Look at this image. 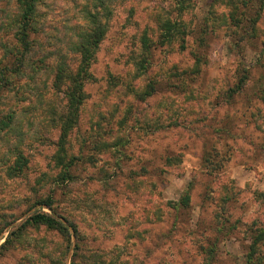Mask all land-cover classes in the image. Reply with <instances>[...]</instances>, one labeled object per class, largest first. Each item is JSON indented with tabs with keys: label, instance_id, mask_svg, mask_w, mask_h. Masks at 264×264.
<instances>
[{
	"label": "rangeland",
	"instance_id": "rangeland-1",
	"mask_svg": "<svg viewBox=\"0 0 264 264\" xmlns=\"http://www.w3.org/2000/svg\"><path fill=\"white\" fill-rule=\"evenodd\" d=\"M182 1L41 0L36 51L15 71L2 67L18 6L0 0V117L11 116L0 129V264H264V241L251 247L264 228V9L245 0L228 21L225 0ZM89 18L107 29L63 141ZM163 18L187 33L158 42ZM38 212L69 232L25 223Z\"/></svg>",
	"mask_w": 264,
	"mask_h": 264
},
{
	"label": "trees",
	"instance_id": "trees-1",
	"mask_svg": "<svg viewBox=\"0 0 264 264\" xmlns=\"http://www.w3.org/2000/svg\"><path fill=\"white\" fill-rule=\"evenodd\" d=\"M41 0H16L18 10L15 13V16L13 18V24L15 25L14 28V38L17 41V45L14 46L13 50H8L6 57L7 62L6 66H3L2 69L8 70L11 66L15 71H21L22 68L25 67V64L28 60H30L33 53L36 51V45L34 43L35 36L33 35L34 31H37L34 27L36 23V16H37V9H38V3ZM224 1V0H222ZM226 4H229L231 6L227 7L228 11H226L224 14L227 16L228 21L230 20L229 15L231 14V19L235 18V13L232 11L236 8L241 9L244 8L245 0H239L240 4H236L235 0H225ZM237 1V0H236ZM178 5L179 2H177ZM184 0L182 1V8L184 7L183 4ZM249 5H247V8H254L256 11V14L260 15V12L264 9V0H252L251 2H247ZM243 7V8H242ZM89 17H91V13H89ZM90 22L87 26L89 29H85L83 34L79 37V40L76 42L75 46L77 51L80 53V64L78 70L75 72L73 70H70L71 75L68 76V81L70 82V86L68 88L67 96H68V112L65 116V120L61 122L60 126L62 129L61 133V140L64 141L65 138H67L70 130L76 125L78 122V116H79V110L80 106L84 101L85 98V92H84V84L85 80L90 77L89 67L90 64L95 57V53L97 51L99 43L103 40L105 33H106V27L105 23L103 24L101 18H96V20H91L89 18ZM160 33L157 37V41L165 44L167 42L172 41L175 37H177L180 34H186L185 25L182 21V19H172V18H163L162 21H160ZM142 37V43L144 47V54L148 53V51L151 50V45L153 42L152 39L146 34ZM15 51V52H14ZM8 55V56H7ZM14 58V59H13ZM146 61H148L147 56H143L141 60L138 61V64L141 65V67H145ZM34 62V61H33ZM10 64V66H9ZM62 63H58L56 66L52 65V70L56 73V81H60L63 77V70L64 66L61 65ZM15 65V67H14ZM75 72V73H74ZM74 73V74H73ZM67 77V76H66ZM64 79V78H63ZM246 80H241L238 84L241 88L245 84ZM240 88V89H241ZM239 89V90H240ZM11 121V116L6 115L5 117H0V129L6 126H9ZM58 160L60 163L64 162V156L58 155ZM75 157L73 156L70 158L69 162L65 164V166L69 167L74 163ZM18 165L15 166L16 169H22L25 166V163L27 162V159L23 156H20L18 158ZM19 167V168H18ZM183 205H188L190 202V190L186 191V194L182 198ZM43 205H46L48 207L53 206V199L51 197L41 200ZM28 221H31L33 223H43L49 227L52 228H59L61 232H64L67 234L69 232V229L67 226L56 216L47 213V212H38L30 216L25 223ZM264 241V228H258L255 231V236H253V242L251 244L252 251H255L256 245L259 242ZM76 264V263H72Z\"/></svg>",
	"mask_w": 264,
	"mask_h": 264
}]
</instances>
